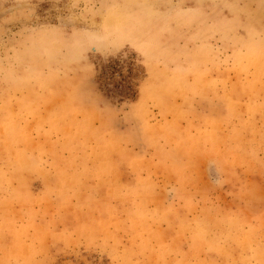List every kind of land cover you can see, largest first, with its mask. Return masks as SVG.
Returning a JSON list of instances; mask_svg holds the SVG:
<instances>
[{"label":"rangeland","instance_id":"1","mask_svg":"<svg viewBox=\"0 0 264 264\" xmlns=\"http://www.w3.org/2000/svg\"><path fill=\"white\" fill-rule=\"evenodd\" d=\"M0 264H264V0H0Z\"/></svg>","mask_w":264,"mask_h":264},{"label":"trees","instance_id":"2","mask_svg":"<svg viewBox=\"0 0 264 264\" xmlns=\"http://www.w3.org/2000/svg\"><path fill=\"white\" fill-rule=\"evenodd\" d=\"M120 76V75H119Z\"/></svg>","mask_w":264,"mask_h":264}]
</instances>
